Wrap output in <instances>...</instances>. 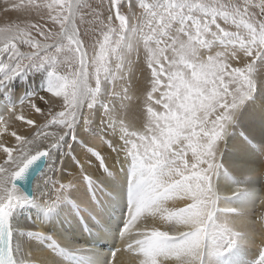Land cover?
Returning a JSON list of instances; mask_svg holds the SVG:
<instances>
[{
    "label": "snow or ice",
    "instance_id": "1",
    "mask_svg": "<svg viewBox=\"0 0 264 264\" xmlns=\"http://www.w3.org/2000/svg\"><path fill=\"white\" fill-rule=\"evenodd\" d=\"M2 4L17 17L0 23V86L43 67L50 84L46 95H23L0 114V264H48L14 241L15 209L35 199L51 213L71 188L86 183L93 195L81 206L99 211L98 181L124 171L121 164L127 165V218L109 264H205L206 253L233 248L243 233L217 219L220 146L256 90L258 62L264 71V0ZM134 109L140 126L130 116ZM97 115L101 134L82 140L77 125L82 121L88 131ZM23 125L31 126L28 133ZM56 149L43 190L30 199L17 179ZM260 156L264 161V150ZM234 167L247 177L264 176V163ZM175 201L184 206L170 207ZM258 206L264 225V195ZM149 217L163 229L143 224ZM255 235L254 264H264V231ZM27 236L52 253L75 254L38 228ZM118 253L128 259L118 260Z\"/></svg>",
    "mask_w": 264,
    "mask_h": 264
},
{
    "label": "bare ground",
    "instance_id": "2",
    "mask_svg": "<svg viewBox=\"0 0 264 264\" xmlns=\"http://www.w3.org/2000/svg\"><path fill=\"white\" fill-rule=\"evenodd\" d=\"M8 93H10L8 84L0 86V114H3L10 105L15 104L16 98H10ZM25 111L29 112L27 108ZM32 118L38 120V114L32 115ZM97 118L98 115L94 116L92 121L96 123ZM21 124L22 122L17 121V126ZM80 125L78 135L86 141H92L101 134L99 128L95 132H84ZM30 127L23 125L20 131L28 133ZM232 128L233 131L223 141L225 148L221 152V162L224 170L216 181V191L219 196L217 219L229 220L237 224L239 226L237 230L243 235L233 248L220 256L206 253L205 264H254L256 259L255 245L259 242V235L255 233L264 231V225L257 219L262 211L258 203L259 197L264 195V176L247 177L234 166L239 163L260 166L264 163L260 156L261 151L264 150V82L260 77L257 79L253 96L240 108ZM74 147L79 151L78 144ZM50 158L51 153L45 168L34 181L31 198L37 197L43 190L39 181L49 169ZM65 159L67 162L68 158ZM120 167L124 171L117 169L111 175L103 173L98 181L102 186L95 192L96 199L101 202L99 211L81 206L90 203L93 195L86 183L71 188L69 199L59 204L51 213L45 212L35 199L30 198L31 202L26 203L27 215L23 219L17 214L19 207L23 205L15 209L10 217L12 227L14 229L17 227L13 232L14 241L30 251L34 260H46L48 264H109L111 253L120 246L119 232L127 218V165L121 164ZM241 186L244 191L234 194L235 188ZM173 204L184 206L182 201L171 202L169 206ZM231 209L235 211H229ZM143 224L162 229L164 227L158 219L152 217L143 221ZM176 227L169 224L168 230L174 231ZM37 228L53 236L68 253H75L76 258L72 260L70 255L52 253L45 244L29 238L27 231ZM117 259L126 261L128 257L118 253Z\"/></svg>",
    "mask_w": 264,
    "mask_h": 264
},
{
    "label": "rangeland",
    "instance_id": "3",
    "mask_svg": "<svg viewBox=\"0 0 264 264\" xmlns=\"http://www.w3.org/2000/svg\"><path fill=\"white\" fill-rule=\"evenodd\" d=\"M0 23L9 20V19H15L17 17V13L14 11H9L5 13L3 11V4L2 0H0ZM137 77L140 76V71L137 70L136 73ZM260 77L261 81L264 82V71L261 70L260 64L258 62L257 65V76L256 78L258 79ZM21 79V80H20ZM17 80V81H16ZM6 84L9 85V92L8 95L10 98H16L15 103L19 101V99L23 95H28V94H33V95H46L47 94V89L50 84V69L48 67H43L39 69H31V70H26L24 73H21L20 75L16 76L15 78L11 79L8 81ZM99 107V105H98ZM34 115V114H33ZM37 115V114H36ZM130 116H135L137 119L135 120V123L137 126H140L142 124V116L140 115L139 111H134L130 113ZM99 124V119L97 118L96 123L95 121H92V125L89 126L88 131H84L83 129V122L81 123L80 127L81 130L84 132H95L98 127L97 125ZM79 129V125H77V130ZM80 137V136H79ZM82 140H84L82 137H80ZM68 138L66 137V140ZM225 148V143L222 141L221 143V152ZM61 149H56L54 152H51V158H50V163L49 165L53 164L57 157L59 156ZM49 174V169L46 171L44 177ZM39 181V184L41 188H43L42 180ZM242 188V186L240 187ZM243 189V188H242ZM26 204H23V206L17 211V214L19 215L20 218H24L27 215L26 211ZM15 227V231H16Z\"/></svg>",
    "mask_w": 264,
    "mask_h": 264
},
{
    "label": "water",
    "instance_id": "4",
    "mask_svg": "<svg viewBox=\"0 0 264 264\" xmlns=\"http://www.w3.org/2000/svg\"><path fill=\"white\" fill-rule=\"evenodd\" d=\"M48 156L44 158L38 159L33 165L29 166V168L25 171V173L17 179L16 184L17 187L22 191L27 193L30 198L33 195V184L36 177L39 173L45 168L46 163L48 162Z\"/></svg>",
    "mask_w": 264,
    "mask_h": 264
}]
</instances>
